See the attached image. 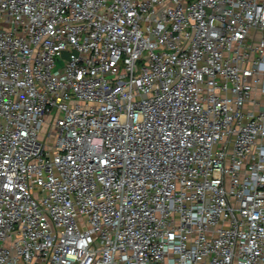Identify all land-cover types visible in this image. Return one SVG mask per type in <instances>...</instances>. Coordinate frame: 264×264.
I'll return each instance as SVG.
<instances>
[{
    "label": "built area",
    "instance_id": "obj_1",
    "mask_svg": "<svg viewBox=\"0 0 264 264\" xmlns=\"http://www.w3.org/2000/svg\"><path fill=\"white\" fill-rule=\"evenodd\" d=\"M0 264H264V0H0Z\"/></svg>",
    "mask_w": 264,
    "mask_h": 264
},
{
    "label": "rangeland",
    "instance_id": "obj_2",
    "mask_svg": "<svg viewBox=\"0 0 264 264\" xmlns=\"http://www.w3.org/2000/svg\"><path fill=\"white\" fill-rule=\"evenodd\" d=\"M69 55H70V52L66 51L63 53V55L59 56L58 59H64L65 60V58H68Z\"/></svg>",
    "mask_w": 264,
    "mask_h": 264
}]
</instances>
